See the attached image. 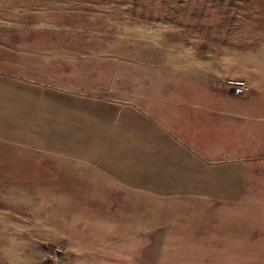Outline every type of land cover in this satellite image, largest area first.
Wrapping results in <instances>:
<instances>
[{
	"label": "rangeland",
	"instance_id": "1",
	"mask_svg": "<svg viewBox=\"0 0 264 264\" xmlns=\"http://www.w3.org/2000/svg\"><path fill=\"white\" fill-rule=\"evenodd\" d=\"M231 56L261 59L264 67V0H0V81L33 91L28 96L37 106L50 94L113 108L151 102L161 110L188 108L187 140L205 148L215 142L217 151L208 154L216 158L235 145L236 152L225 157L248 160L243 201L214 213L212 222L199 226V239L195 225L175 223L162 264H264V127H249L244 120L237 128L216 127L220 121L194 107L211 104L213 96L198 95L204 87L248 89L238 79L215 76L212 85L205 82L206 63ZM182 88L193 94L182 96ZM173 89L174 94L162 95ZM3 98L8 97L0 94ZM51 108L44 104L39 112L45 127L36 111L17 112L26 119L23 126L42 125L41 145L0 134V264L22 259L73 264L77 258L85 264L87 259L83 253L71 255L54 226L55 219H65L67 236L77 237L70 227L80 225L69 224L70 212L78 209L55 208L58 199H69L60 181H68L71 164L69 155L51 149L56 147L48 135L55 130L54 123L48 124ZM9 115L5 106L0 108V116ZM177 210L173 219H183ZM118 247L111 246L114 256L127 254ZM101 260L98 254L89 261ZM106 262L118 264L112 256Z\"/></svg>",
	"mask_w": 264,
	"mask_h": 264
},
{
	"label": "crops",
	"instance_id": "2",
	"mask_svg": "<svg viewBox=\"0 0 264 264\" xmlns=\"http://www.w3.org/2000/svg\"><path fill=\"white\" fill-rule=\"evenodd\" d=\"M261 63V59L250 56L206 63L205 82L212 85L216 77L238 79L244 80L248 89L243 95H236L226 87H204L198 95L213 96L211 104L194 107L220 121L216 127L237 128L242 120L249 122V127H264V92L259 87L264 77ZM174 92L168 90L162 95ZM0 94L8 97L0 100V108L5 106L10 113L0 116V134L8 139L44 143L42 125L23 126L26 119L19 118L17 112L36 111L39 124L45 127L47 121L39 112L44 104L52 107L49 111L53 117L48 124L54 123L55 130L48 135L56 147L51 149L69 155L71 164L65 173L68 181H60L65 182L60 191L68 192L69 199H58L55 208L78 209L70 212L69 224L75 221V225H80L76 229L69 225L77 237L67 236L63 229L65 219H55L54 226H59L60 237L68 241L71 255L87 256L85 264H93L90 257L98 254L102 257L100 264H107L110 256L118 264H162L175 223L195 225L199 239V226L204 228L206 222H212L214 213L243 201L250 170L248 160L225 157L236 152L235 145L225 150L223 157L216 158L208 154L217 151L215 142L205 148L197 141L187 140L183 129L189 120L188 108L166 105L161 110L154 102L148 107L134 104L113 108L50 94L40 99L37 106L28 96L33 91L5 81H0ZM180 94L193 93L182 88ZM175 208L183 212V219H173ZM127 209L133 210L126 212ZM55 215L60 216L59 212ZM42 217L46 223L45 212ZM113 245L126 249L127 254L114 256ZM151 250L153 262L149 260ZM128 256L133 258L131 262L127 261ZM25 260L20 264H28ZM81 260L77 258L73 264H81Z\"/></svg>",
	"mask_w": 264,
	"mask_h": 264
},
{
	"label": "built area",
	"instance_id": "3",
	"mask_svg": "<svg viewBox=\"0 0 264 264\" xmlns=\"http://www.w3.org/2000/svg\"><path fill=\"white\" fill-rule=\"evenodd\" d=\"M233 92L236 95H242L244 93V86L243 85H235L233 87Z\"/></svg>",
	"mask_w": 264,
	"mask_h": 264
}]
</instances>
